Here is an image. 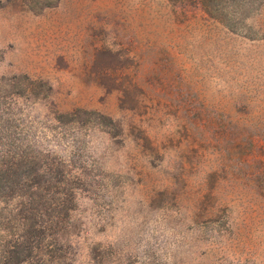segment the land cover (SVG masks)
I'll return each instance as SVG.
<instances>
[{
	"label": "rangeland",
	"instance_id": "rangeland-1",
	"mask_svg": "<svg viewBox=\"0 0 264 264\" xmlns=\"http://www.w3.org/2000/svg\"><path fill=\"white\" fill-rule=\"evenodd\" d=\"M0 264H264V0H0Z\"/></svg>",
	"mask_w": 264,
	"mask_h": 264
}]
</instances>
